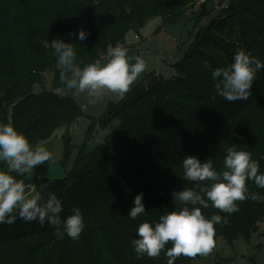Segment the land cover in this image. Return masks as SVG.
<instances>
[{
	"label": "trees",
	"instance_id": "obj_1",
	"mask_svg": "<svg viewBox=\"0 0 264 264\" xmlns=\"http://www.w3.org/2000/svg\"><path fill=\"white\" fill-rule=\"evenodd\" d=\"M213 1L0 0V123L11 122L38 146L86 115L78 95H61L60 70L48 42L62 38L74 43L83 67L123 45L130 29L139 31L156 17L165 25L193 14L202 17ZM233 6L212 19L178 56L173 78L148 75L120 103H110L101 123L118 116L120 125L92 152L81 147L65 178L31 180L41 202L50 193L62 200V219L74 207L81 210L85 228L79 239H60L53 226L18 218L0 224V264H167L165 250L156 258H135L131 241L137 238L136 229L173 210V191H199L208 182L197 185L179 176L165 182L162 174L181 172L187 156L209 159L221 171L233 144L250 152L264 172V71L257 74L248 100L212 98L211 70L230 66L238 51L264 62V0H239ZM81 27L90 32L83 42L70 35ZM47 72L52 73L50 87ZM62 138L68 156L74 145L70 136ZM247 184L256 199L237 201L236 212L223 213L211 205L201 209L206 217H226L214 225V242L220 235H250L264 219V189L252 181ZM139 193L147 212L131 220L126 216L134 200L125 199ZM194 258L182 255L175 264H192Z\"/></svg>",
	"mask_w": 264,
	"mask_h": 264
},
{
	"label": "clouds",
	"instance_id": "obj_2",
	"mask_svg": "<svg viewBox=\"0 0 264 264\" xmlns=\"http://www.w3.org/2000/svg\"><path fill=\"white\" fill-rule=\"evenodd\" d=\"M77 41H86L90 32L81 27L70 33ZM54 50L61 95L75 98L85 93L89 104L103 99L106 91L125 96L147 69L146 61L137 56L135 63L126 48L115 46L108 51L106 63L96 61L81 67L74 43L62 38L48 42ZM264 71V62L250 52L240 50L234 55L233 62L227 68L211 70L214 81V96L227 102L248 100L257 74ZM264 158V157H262ZM53 159V154L44 146H33L28 138L20 133L11 122L0 123V224H13L16 219L24 222L48 224L56 229L58 238L67 235L73 241L79 239L85 228L83 214L77 207L71 209V215L62 219L63 202L56 194L50 193L47 200L41 202L39 194L29 195L24 181L16 177L34 172L38 166H44ZM183 180L201 185L199 191L183 188L172 192L174 208L159 217L158 222L144 221L136 229V237L131 241L135 258L145 255L156 258L165 250L167 264H175L180 256L194 258L208 255L214 247L215 224L226 222V217L211 215L206 217L201 209L213 207L223 213L231 214L238 210L237 201L256 199L255 193H249L248 181L264 189V172L260 171L258 160L248 151L237 150L235 144L229 147L223 161V170L218 171L207 159L201 162L194 156H187L182 163ZM143 194L134 198V206L127 218L136 220L146 214ZM171 244V247L166 246Z\"/></svg>",
	"mask_w": 264,
	"mask_h": 264
},
{
	"label": "rangeland",
	"instance_id": "obj_3",
	"mask_svg": "<svg viewBox=\"0 0 264 264\" xmlns=\"http://www.w3.org/2000/svg\"><path fill=\"white\" fill-rule=\"evenodd\" d=\"M202 1V0H199ZM239 0H214L209 5V10L201 17L198 14L184 17L181 20L165 25L162 18L156 17L149 20L139 31L130 29L126 36L129 49L137 48V55L146 61L147 69L139 75L142 80L148 75L163 74L166 79L173 78L177 74L175 64L178 56L182 54L190 44H193L198 33L204 30L212 19L218 18L220 13L228 14L234 9V4ZM207 8V9H208ZM141 39L138 40L136 35ZM124 47V45H119ZM140 47L141 49H139ZM128 49V48H127ZM106 63V59H100ZM52 73L45 74L46 85H51ZM132 84L129 92L120 97L116 93L106 91L103 99L92 105L88 103L85 93L78 94V103L86 113L83 117L76 119L70 126L59 128L49 140L42 141L38 146H44L53 154V159L44 166H38L34 172L22 176L29 195L41 193L29 182L40 176L46 179H63L75 167L76 157L82 147L86 153L92 152L99 144L105 142L110 134L120 125V118H113L110 123H101L111 102L120 103L133 90ZM92 118L96 120L92 122ZM64 132L62 133V131ZM62 130V131H61ZM240 131L239 135L241 134ZM71 137L74 147L68 156L65 152V142L62 136ZM59 136V137H57ZM171 170L160 177L167 182L169 178L182 176L183 170ZM37 172V173H36ZM178 172V173H176ZM45 174V175H43ZM20 176L18 180L22 179ZM29 183V184H28ZM135 196H126L128 202H132ZM150 211V210H149ZM192 264H264V219L258 224L257 229L250 235L238 234L232 239L222 235L214 242L213 250L206 256H197Z\"/></svg>",
	"mask_w": 264,
	"mask_h": 264
},
{
	"label": "crops",
	"instance_id": "obj_4",
	"mask_svg": "<svg viewBox=\"0 0 264 264\" xmlns=\"http://www.w3.org/2000/svg\"><path fill=\"white\" fill-rule=\"evenodd\" d=\"M137 35H139V34H137ZM136 38H137V36H136ZM138 40H140L141 39V36L139 35V38H137ZM124 45V47H126V48H128V55H129V57H131V60H130V63H135V58L138 56L137 55V48H131V49H129V44L127 43V41H125V43L123 44ZM122 45V46H123ZM139 49H141L140 47H138ZM102 63V62H101ZM146 79V77L142 80L141 78L139 79V76H138V78H137V80L134 82V86L135 85H137V84H139V83H141V82H143L144 80ZM133 86V87H134ZM115 102H117V100L115 101ZM114 102V103H115ZM68 128V131H69V128L70 127H67ZM63 130V129H62ZM61 130V131H62ZM64 132V130L62 131V133ZM64 135V134H63ZM57 137H59V136H57ZM37 173V172H36ZM43 175H45V174H43ZM41 177V176H40ZM43 178V177H42ZM29 183H31V182H29ZM28 183V184H29Z\"/></svg>",
	"mask_w": 264,
	"mask_h": 264
},
{
	"label": "built area",
	"instance_id": "obj_5",
	"mask_svg": "<svg viewBox=\"0 0 264 264\" xmlns=\"http://www.w3.org/2000/svg\"><path fill=\"white\" fill-rule=\"evenodd\" d=\"M137 36V38H139V35H136ZM123 48H126V47H123ZM127 49V48H126ZM128 50V49H127ZM108 54L107 55H105L102 59L104 60V59H106V60H108ZM98 61H102V60H98Z\"/></svg>",
	"mask_w": 264,
	"mask_h": 264
}]
</instances>
